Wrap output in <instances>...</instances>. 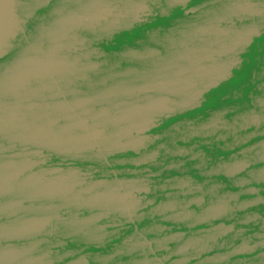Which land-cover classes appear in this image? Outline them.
<instances>
[{
  "label": "water",
  "instance_id": "water-1",
  "mask_svg": "<svg viewBox=\"0 0 264 264\" xmlns=\"http://www.w3.org/2000/svg\"><path fill=\"white\" fill-rule=\"evenodd\" d=\"M0 264H264V0H0Z\"/></svg>",
  "mask_w": 264,
  "mask_h": 264
}]
</instances>
